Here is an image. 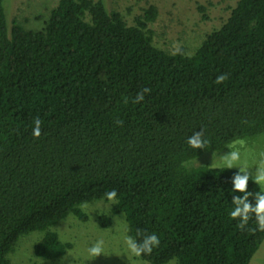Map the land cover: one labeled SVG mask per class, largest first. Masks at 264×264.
Masks as SVG:
<instances>
[{"label": "trees", "instance_id": "obj_1", "mask_svg": "<svg viewBox=\"0 0 264 264\" xmlns=\"http://www.w3.org/2000/svg\"><path fill=\"white\" fill-rule=\"evenodd\" d=\"M155 18L148 6L128 26L103 0H59L30 30L9 25L0 0V264L31 232L43 233L36 257L61 258L71 244L50 228L69 213L85 221L79 206L113 189L128 235L160 237L139 257L148 264H249L258 250L255 219L241 231L229 216L239 170L184 163L264 134V0H238L192 55L155 47ZM200 129L206 150L186 143Z\"/></svg>", "mask_w": 264, "mask_h": 264}, {"label": "rangeland", "instance_id": "obj_2", "mask_svg": "<svg viewBox=\"0 0 264 264\" xmlns=\"http://www.w3.org/2000/svg\"><path fill=\"white\" fill-rule=\"evenodd\" d=\"M59 0H4L7 22L20 23L25 29L39 30L44 26L50 11ZM108 12H118L128 26H135L144 9L153 6L156 18L147 23L152 32V43L168 54L192 55L206 35L217 30L229 17L238 0H103ZM239 150L242 162L254 173L264 153V134L246 140H238L218 152H205L184 163L187 169L197 167L223 168L219 157L229 151ZM239 170L238 168H232ZM264 191V189H262ZM113 202L107 199L92 201L79 206L86 220H79L69 213L50 228L62 242L71 244L64 256L45 261L34 255L33 247L41 240L42 232H31L17 240L8 255L10 264H148L132 256L124 243L128 235L123 214H111ZM107 215L111 225L103 228L98 216ZM103 240L105 256L94 259L87 249L96 241ZM167 264H176L171 261ZM249 264H264V240L253 254Z\"/></svg>", "mask_w": 264, "mask_h": 264}, {"label": "clouds", "instance_id": "obj_3", "mask_svg": "<svg viewBox=\"0 0 264 264\" xmlns=\"http://www.w3.org/2000/svg\"><path fill=\"white\" fill-rule=\"evenodd\" d=\"M227 79L228 74L223 73L216 77L215 82L222 84ZM150 91L149 88H143L135 95L132 102L135 104L141 103L144 100L145 94ZM125 103H127V100H125ZM41 123L39 118H35L33 121L32 136L34 139H39L41 136ZM116 123L122 125L123 122L117 121ZM186 143L192 149L206 150L210 141L204 136V130L200 129L198 132L194 131L188 137ZM261 157L254 173H250V168L242 162L239 150L229 151L227 154L219 157V163L224 169H239L230 181L232 185L231 191L233 193H239V195L232 196L231 202L233 208L229 216L230 219L238 221L236 227L241 231L247 230L249 221L254 218L256 224L255 231L264 232V191L252 193L248 190L250 180L261 189H264V153L261 154ZM105 196L108 201L113 203L117 202V191L115 189L105 193ZM137 235L141 236V239L137 240L130 235L124 237L126 248L134 257L151 254L153 249L161 243L160 237L155 232L141 234L138 230ZM87 252L88 256L92 259L102 255L105 256L104 241H96L87 249Z\"/></svg>", "mask_w": 264, "mask_h": 264}]
</instances>
